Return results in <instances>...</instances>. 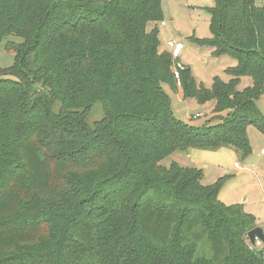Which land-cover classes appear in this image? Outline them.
<instances>
[{
    "label": "trees",
    "instance_id": "trees-1",
    "mask_svg": "<svg viewBox=\"0 0 264 264\" xmlns=\"http://www.w3.org/2000/svg\"><path fill=\"white\" fill-rule=\"evenodd\" d=\"M213 1L210 37L191 40L236 64L206 88L185 66L175 81L147 31L161 0H0L13 54L0 67V264H264L254 218L217 198L228 176L204 185L199 168L160 164L190 147L248 156L247 127L264 134V3ZM162 84L225 114L188 125Z\"/></svg>",
    "mask_w": 264,
    "mask_h": 264
},
{
    "label": "rangeland",
    "instance_id": "rangeland-1",
    "mask_svg": "<svg viewBox=\"0 0 264 264\" xmlns=\"http://www.w3.org/2000/svg\"><path fill=\"white\" fill-rule=\"evenodd\" d=\"M213 0H161L163 17L155 22H147V31L158 28L160 50H167V42L171 39L183 43L180 61L190 68L197 84L209 88L214 77L228 81L230 76L225 71L236 64V59L227 53L212 54V48L197 44L191 40L210 37V13L206 9L213 5ZM264 0H254L256 6H261ZM165 25H161V22ZM13 54L7 51L4 41L0 42V67L10 66ZM175 81H178L177 79ZM250 77H241L237 87L243 89L250 86ZM162 89L169 96L173 117L188 125L202 126L205 123L220 121L214 112L215 101L207 100L200 103L195 97L184 98L179 84L171 88L162 84ZM257 106L264 115V97L260 96ZM102 110L96 102L88 116L91 123L100 118ZM251 153L243 156L233 145H222L217 148L199 149L190 147L187 150H175L174 153L160 161L163 166L177 162L181 166L196 167L202 170L200 182L204 185L218 178L228 176L220 188L217 198L223 204H242L245 213L254 218L255 226L264 230V134L254 125L247 127ZM261 242V241H260ZM256 245L257 242L255 241ZM264 260V256H263Z\"/></svg>",
    "mask_w": 264,
    "mask_h": 264
},
{
    "label": "built area",
    "instance_id": "built-area-1",
    "mask_svg": "<svg viewBox=\"0 0 264 264\" xmlns=\"http://www.w3.org/2000/svg\"><path fill=\"white\" fill-rule=\"evenodd\" d=\"M161 25H164V22H161ZM183 49V43L179 41L170 40L167 42V50L172 58V67L171 71L174 74L175 79H179L180 73L179 70L183 68V64L180 61V54ZM257 244H262L259 239H256ZM256 245V244H255Z\"/></svg>",
    "mask_w": 264,
    "mask_h": 264
},
{
    "label": "water",
    "instance_id": "water-1",
    "mask_svg": "<svg viewBox=\"0 0 264 264\" xmlns=\"http://www.w3.org/2000/svg\"><path fill=\"white\" fill-rule=\"evenodd\" d=\"M247 236L251 245L255 244L256 239H259L264 245V230L261 227L255 226L251 228V230L248 231ZM259 252L262 253V250L260 249Z\"/></svg>",
    "mask_w": 264,
    "mask_h": 264
},
{
    "label": "crops",
    "instance_id": "crops-1",
    "mask_svg": "<svg viewBox=\"0 0 264 264\" xmlns=\"http://www.w3.org/2000/svg\"><path fill=\"white\" fill-rule=\"evenodd\" d=\"M164 25H165V23H164ZM180 42V41H179Z\"/></svg>",
    "mask_w": 264,
    "mask_h": 264
}]
</instances>
